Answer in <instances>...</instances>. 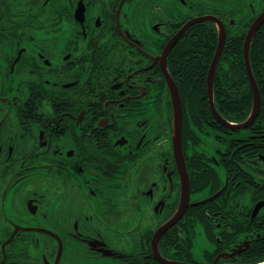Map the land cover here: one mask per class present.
I'll return each mask as SVG.
<instances>
[{"label":"flooded vegetation","instance_id":"flooded-vegetation-1","mask_svg":"<svg viewBox=\"0 0 264 264\" xmlns=\"http://www.w3.org/2000/svg\"><path fill=\"white\" fill-rule=\"evenodd\" d=\"M263 15L0 0V264L264 262Z\"/></svg>","mask_w":264,"mask_h":264},{"label":"water","instance_id":"water-1","mask_svg":"<svg viewBox=\"0 0 264 264\" xmlns=\"http://www.w3.org/2000/svg\"><path fill=\"white\" fill-rule=\"evenodd\" d=\"M263 17H264V15L261 16L259 19H257L256 22L253 24V26L251 27V29L249 30V32L247 34L246 41H245V44H244V61H245V65L247 66L250 80H251L253 86L255 87V89H254V106H253V110H252V112L250 114V116H251L250 118H253L254 115L256 114L257 110H258L259 97H258L257 87L255 85V81H254V78H253V75H252V71H251V66H250L249 46H250L251 38H252L254 32L256 31L258 25L262 21ZM221 46H222V39H220V41H219L218 52L220 51ZM215 59H216V56H215V58H214V60H213V62L211 64V68H210V71H209V81L210 82H211V79H212V76H213V70H214V66H215ZM175 91H176V93H175V106H176V105H179L180 96H179V92H178L177 88H176ZM209 92H210V90H209ZM179 108H180V105H179ZM175 110H176L175 116L180 120V122H179V130L177 128V137H178V133L180 134V126H181L180 123H181V120H182V114L178 113V107L177 108L175 107ZM187 186H188V184L186 183V181H184V188L185 187L187 188ZM185 201H186V199L184 200V203H185ZM258 264H264V262H261V263H258Z\"/></svg>","mask_w":264,"mask_h":264}]
</instances>
